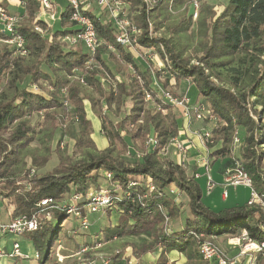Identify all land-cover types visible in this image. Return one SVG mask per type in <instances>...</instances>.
I'll return each mask as SVG.
<instances>
[{
	"label": "trees",
	"instance_id": "16d2710c",
	"mask_svg": "<svg viewBox=\"0 0 264 264\" xmlns=\"http://www.w3.org/2000/svg\"><path fill=\"white\" fill-rule=\"evenodd\" d=\"M125 1L134 24L140 29L138 43L144 48L155 49L161 58L166 57L161 70L153 69L150 62L116 44L117 29L101 9L98 15L87 11L99 39L94 69L87 68L89 55L81 44L66 46L61 41L65 34L75 30L65 28L66 24H72L68 19V5L59 15L64 29L53 31L52 27L50 39L33 29V22L44 26L43 21L36 20L40 10L38 0H27L19 12L24 20H20L16 32L25 40L26 54H19L14 45L0 47V131L6 130L8 134L5 137L0 134V201L10 204V216L32 213L36 203L44 197L56 201L58 208L52 210L50 217L36 231L27 233L38 249L45 244L50 221L59 217L51 245L58 229L70 216L62 206L69 205L75 192L82 196L75 205L81 206L90 187H101L99 176L108 182L105 188L115 199L112 206L99 212L109 226L98 236H136L139 239L133 249L138 256L160 248L158 264H168L167 254L171 251H177L185 258L183 264H210L200 254L198 235L232 237L246 230L252 239L264 241V213L258 204L246 202L214 210L202 200L198 178L194 177L196 171L189 173L174 159L160 160L159 151L178 134L184 121L180 109L163 103L157 88L151 85L153 74L160 79V86L167 89L184 81L190 82L195 97H190L188 91L183 92L192 104L207 106L216 121L209 130L213 142L206 145L210 166L220 163L223 173L226 167L238 163L249 176L252 189L264 198V0H226L219 14L210 7L207 15L198 19L192 17L194 0ZM181 3L190 4L189 14L184 13L169 25L167 35L158 32L167 11ZM0 7L7 10V0H0ZM194 24L199 37L198 49L193 55L185 54L177 48L174 36ZM107 44L113 45L114 50H107ZM105 51L119 68L128 70L123 77L113 74L103 56ZM98 68L102 74L97 73ZM101 75L103 81L106 78L110 83L101 81ZM78 76H82L84 83L79 82ZM43 84L52 88L48 96L42 92L48 90ZM80 84L93 86L101 96L97 104L92 101V105L98 107L96 117L107 140L104 148L96 150L90 137L93 128L80 95ZM60 89L65 94L64 100L72 102L74 118L80 126L81 135L74 138L75 145L95 151L77 159L68 156L60 160L58 157L53 172L34 175L33 169L34 173L30 175L31 169L25 168L29 145L37 138V133L44 137L46 130L47 140L50 139L56 127V115L49 110L63 103ZM145 91L152 93L153 101H145ZM171 92L178 94L175 90ZM127 101L131 102L128 113L115 121L111 116L112 106H116L115 115H119L124 112ZM102 105L106 108L104 111ZM39 112L43 121L36 131L32 117ZM126 125L130 126L127 130L123 129ZM150 132L157 136V147L145 150L131 164L127 163L121 157V149L127 147L130 153H135L136 141L144 145ZM235 135L239 137L236 153L232 148ZM47 160L45 153L32 156L31 163L42 167ZM104 171H109L111 177L106 178ZM132 181L136 185H131ZM147 181L153 184L154 190L140 198L147 191ZM170 185L176 187V193L169 192ZM126 191H130L132 197H126ZM180 193L187 198L186 215L181 214V204L176 201ZM112 213L116 216L115 223L111 222ZM75 227L74 223L69 230ZM69 230L66 231L68 234ZM77 236L70 233L71 242ZM73 252L71 256H74ZM48 255L49 252L41 264ZM260 260L264 264V257Z\"/></svg>",
	"mask_w": 264,
	"mask_h": 264
},
{
	"label": "built area",
	"instance_id": "2783aa9c",
	"mask_svg": "<svg viewBox=\"0 0 264 264\" xmlns=\"http://www.w3.org/2000/svg\"><path fill=\"white\" fill-rule=\"evenodd\" d=\"M27 0H18L19 5L24 8ZM40 10L36 15V20L43 21L42 24L33 22V29L41 36L51 37L52 25L51 22L55 18V4L56 0H38ZM66 4L69 6L70 14L69 21L74 24V32L65 34L61 41L66 46H72L81 44L88 53L87 68L94 69L97 67L95 60L96 51L99 45V39L96 35L93 22L87 15V11H91L92 5L99 6L101 10L106 12L108 18L111 19L116 27L115 42L121 47L131 50L133 52H141L143 59L152 64V68L161 70L165 64V58H161L157 51L153 48H144L138 41L137 36L140 33V29L134 24L130 11L128 10L125 0H66ZM196 2L194 3L192 17L196 18L197 8ZM86 11L83 13V11ZM19 16L15 13H11L0 7V33L3 35V42H7L16 47L17 51L21 55L26 54V48L24 47V38L22 35L16 32V26L19 25ZM107 50H114L113 45L107 44L105 47ZM138 52V53H139ZM130 69L132 67H129ZM77 79L80 83H84L82 76H78ZM104 78L101 79L103 81ZM151 85L157 88L158 97L163 103L170 104L180 109L182 113V119L184 121V128L179 129L178 134L170 139V142L164 146L159 152L167 151L169 147H172L175 152L177 151V163L185 166L188 162L186 155L193 147L189 139H182L181 134L184 129L191 130V126L195 121H214L215 117L209 108L203 104H192L186 92L180 94H174L171 90L163 88L160 85V79L153 74ZM36 88V87H34ZM145 101H153V95L150 91H145ZM67 100L63 103L67 104ZM198 138L200 144L203 146V151L198 154L192 155V160L195 168L202 167L204 172L202 173L206 179V194L216 186L211 175L210 159L208 157V150L206 145L212 143V134L209 130L198 129L193 131ZM239 137L237 135L233 138V143L237 144ZM158 145V139L154 132H150L145 141L144 146L146 151L153 150ZM176 158V157H175ZM189 159V160H190ZM187 160V161H186ZM186 168V167H185ZM187 169V168H186ZM34 173L31 169L30 175ZM106 178L111 177L109 171H104ZM200 173L195 172L194 177L199 178ZM131 185H136V182L132 181ZM221 185L224 187L222 191V197L227 196V190L225 187L242 185L250 189V197L247 200L249 204H258L264 213V198L260 197L258 193L252 189L251 180L246 172H244L238 163L232 166L226 167L222 173ZM27 186V185H26ZM25 186V187H26ZM29 187V186H28ZM147 191L140 195V198L147 197V193L154 190L153 184L147 181ZM170 193H176L177 189L174 185L169 187ZM126 197H132L130 191L125 192ZM81 194L75 192L71 198L69 205H63L62 208L66 210L67 214L73 215L76 218L77 224L69 234L78 235L80 232H86L91 227V221L88 217L89 213L102 212L106 207L112 206L114 202V196L106 188L95 189L90 187L86 194L83 196L84 200L81 206H76L77 200H80ZM1 199V195H0ZM72 201H75L73 204ZM58 205L52 197H44L36 203V210L30 214H21L18 216H10L8 221L0 220V238H4L7 234H27L36 231L40 228L44 220L48 219L53 209H57ZM10 210V209H9ZM264 228V225H263ZM200 254L202 258L208 261L210 264H236L239 258L243 255L253 256L254 253L264 257V241H256L252 239L246 230H242L238 235L229 237L230 242L238 247V253L231 257L227 252L215 241L214 237H205L203 235L197 236ZM102 237L93 240L92 243L82 242L74 250L75 264H95L99 260L102 264H110L114 255L118 254V251L109 254L101 251L103 245ZM58 246L61 248L60 241ZM29 255L23 253L20 245L17 241H13L11 249L4 251L0 246V258H27ZM58 262H63L64 256L57 254ZM34 258L38 259V254H34Z\"/></svg>",
	"mask_w": 264,
	"mask_h": 264
},
{
	"label": "rangeland",
	"instance_id": "374dc122",
	"mask_svg": "<svg viewBox=\"0 0 264 264\" xmlns=\"http://www.w3.org/2000/svg\"><path fill=\"white\" fill-rule=\"evenodd\" d=\"M194 1L196 2V5H197L196 8H197V13H198L195 19H198L199 17H205L210 7H212L216 15L219 14L223 8V4L226 3V0H194ZM66 5H67L66 0H57L56 6L54 9L55 18L53 19V31L64 29V27H62V25L60 24L59 15L61 14L62 11L65 10ZM190 9L191 8H190L189 3L186 6L182 3L173 5L171 9L167 11V15L164 16V18H162V22L160 24L161 28L158 29V32H160L161 34L167 35L168 26L171 25L172 23H175L184 13L186 15L189 14ZM7 10L11 13H15L17 16H19V18H21V14L19 12L22 11V7L19 5L18 0H7ZM90 10L94 14L98 15L100 11V7L96 5H92ZM106 17L108 18V15ZM20 20L22 22L24 18L22 17L21 19H19V22ZM101 20L103 21V18H101ZM75 27L76 26L74 24L65 25V28H68V29H73ZM196 29H197V25L194 24L189 30L184 31L174 36V42L176 43L177 48L182 49L185 54L193 55L198 49L197 42H198L199 37L197 35ZM2 46H6L10 48L12 47V44H9L7 42H3L2 40H0V47ZM64 48L66 49L67 47L64 46ZM83 51H86L84 47H83ZM138 52L136 53L134 52V56L135 57L137 56L139 59L141 58L142 60H144L142 55L140 54L141 52L139 53ZM103 56L105 57V60L107 61V64L110 67L113 74H118L121 77H123L127 73L128 70L119 68L117 62L113 61L109 57L106 51L103 52ZM43 67L45 68V66ZM96 71L97 73H100V74L103 73L102 70H100V68H98ZM1 78H4V77H1ZM100 79H102V75ZM103 82L106 83V82H109V80H106L105 78V81ZM43 85L48 90H46L47 92L46 91L45 92L42 91V92L43 94H46L48 96V93H50V90L52 88L47 87V85L45 84ZM105 85H108V84H105ZM38 86L40 85L38 84ZM80 86H81L80 95L83 96V100H84L83 104L87 111V117L90 120L92 128H93L92 129L93 135L91 134L90 137H92L95 143L96 150L104 148L107 145V140L100 131V123L96 117V110L98 109L96 104H97V101H99V99L101 98V96L99 92L93 86L89 84H86V85L80 84ZM104 87L107 88L108 86H104ZM168 88L171 91L177 90L176 92L178 94H180L183 91H188L190 97H195V89L192 86V84L188 81L181 82L180 84H177L175 86L171 85ZM59 94L61 97V101H63L65 94L64 93L62 94L61 89L59 91ZM92 101L96 103L95 106L92 105ZM130 105H131V102L127 101L123 109L124 112L119 113V115L116 114L117 117L115 115L116 106L115 105L112 106L111 116L113 117V119L115 121H118L120 116L128 113V108L130 107ZM105 109H106L105 106L102 105V111H104ZM41 112L34 114L32 117V123L35 124L36 131H38L43 121V118H42L43 116L42 114H40ZM49 112H51L54 116L56 115V118L54 121V124L56 125V127L53 130L50 139L47 140V137H46V131L48 130L44 132L45 133L44 137H43V134L37 133V138L33 142L30 143L28 152H27L29 154H27L25 157V162H26L25 168H29V170L34 169L35 170L34 175L35 174L41 175V174H46L48 172H53L56 168V165L59 162L58 160L59 158L60 160H64L66 159V157L69 156V157H72V159H77L80 157H87L88 152L95 151V149L93 150L92 148H84L80 146L78 147L75 145L74 138L76 136L77 137L80 136L81 134H80L79 123L74 118V106L70 100L67 102V104L62 103L58 108L56 109L52 108L51 110H49ZM215 122L216 121L206 120L205 123H202L200 125L198 123L196 126L193 125L191 130L202 129L203 131L204 130L211 131V128L212 126L215 125ZM182 127L183 126H181V128ZM129 128L130 126L126 125L123 129L127 130ZM124 131H122V134L124 133ZM191 132L192 131H190V133ZM0 134H3L2 136L4 137L8 135L6 130L0 131ZM186 137H188L189 140L192 139L191 136L187 135ZM136 145H137V151L133 154L130 153L129 148L127 147L126 149L125 148L121 149V157L129 164H131L132 161L136 159L137 155H142V153L146 150V147L143 145V143H141V141L139 140L136 141ZM200 145H201L200 147L199 146L196 147V150H195L196 152L194 153L198 154V152L203 151V146L202 144ZM47 147H48V150H47ZM56 148L57 150H55ZM232 148H233V152L236 153L238 150L237 144L233 143ZM45 153L48 154V160L45 162L46 163L45 165H43L42 167H38L31 163L32 156H34L35 158L36 156H40ZM176 154H177V151L175 152V150L172 147H169L167 151L159 152L158 157L160 158L161 161L162 160H173V159L177 161L178 159H177ZM191 157H192L191 153H188L186 155V159L188 160V162H186L184 166L186 168L189 167V169L187 170L189 171V173L191 171L193 172L195 171V166L193 165L192 160L190 159ZM211 172H212L214 181L217 182L218 184L214 187L212 191H210L209 193L210 195L206 194V179H205V176L202 175L201 170H200L201 176L197 179V182L202 192V200L204 201L205 204H207L212 209L216 210L219 208L229 207L233 205H243L247 202V200L250 197V189L242 185L225 187V189L227 190L228 197L225 202H220L219 195L224 190V187L220 184L221 181L218 182L219 181L218 179L215 180L216 178V176L214 175L215 173L213 171ZM98 178H99V183L101 187L105 188L108 186V182L103 181L102 177L99 176ZM176 201H178L181 204V209H182L181 214L186 215L188 213L187 198L183 194L180 193ZM72 203L74 204L75 201H72ZM6 211H7L6 206H4V204L0 201V220L5 219ZM99 215L100 213H89L88 214V217L91 223L94 221L98 222L96 226L92 223V225L94 226L91 225L88 231L98 228V225L100 223L107 222V220L104 218L99 221ZM110 218H112L111 222L115 223V220H116L115 213H112ZM58 223H59V217H54L52 221H50V224L47 227V232L45 236V244H43L40 249L35 247V245L33 244L28 234H7L5 238L9 241V245H8L9 248H11L13 241H17L18 244L20 245L22 252L30 255L27 258H7L8 264H41V261L45 258V254L48 252H49L48 258L46 259L44 264L59 263L57 254H61L65 257L64 259L65 264H75L76 262L75 256H71L70 253L74 251L77 246L75 242L73 241L71 242V238L69 237V234L66 231L67 229L69 230L71 228L72 224L74 223L77 224L76 218L73 215L66 217L63 225H61V227L58 229V233L54 239V242L50 245L52 241L53 233L56 231L58 227ZM77 237H78L77 238L78 241L81 243L82 241L81 238L79 236ZM133 237H135L137 240L139 239L136 236H133ZM58 241H60V244L62 246L61 248L58 246ZM133 250H134L133 254L135 255L136 250L135 249ZM36 253L40 255V260L34 258V254ZM258 258L260 259V255H258L257 253H254L253 256H249L247 260H246L245 255H243L240 258V261H241L240 264H243V263L244 264H259Z\"/></svg>",
	"mask_w": 264,
	"mask_h": 264
},
{
	"label": "crops",
	"instance_id": "0c3cea01",
	"mask_svg": "<svg viewBox=\"0 0 264 264\" xmlns=\"http://www.w3.org/2000/svg\"><path fill=\"white\" fill-rule=\"evenodd\" d=\"M56 2H57V0H56ZM55 6H56V4H55ZM51 25L53 27V21L51 22ZM176 89H178V88H176ZM175 91H177V90H175ZM197 123L200 125V123L198 121H195L192 124L191 128L193 127V125L196 126ZM182 128H184V124H183ZM182 128L180 127V129H182ZM190 131H192V132L190 133ZM190 131H188V129L185 128L183 133L181 134V138L182 139H186V138L188 139V137H186L187 135L192 137V139L190 141H191L193 147L191 148L189 153H191L192 155H195L196 153H194V152H196L195 151L196 147L197 146L200 147L201 145H200L198 138L196 137V135L193 132L195 130H190ZM215 164H216V166H215ZM213 166H215V167H213ZM188 169H189V167L187 168V170ZM200 170L202 171V173L204 172V169L202 167L195 168V171L197 173H200ZM211 171H213L215 173L214 174L216 176L215 180L218 179L219 180L218 182H220V181L222 182V169L220 168V163H218V162L214 163L211 166ZM211 175H212V172H211ZM212 178H213V175H212ZM213 180H214V178H213ZM217 184L218 183L216 182V185ZM208 195H210V194H208ZM227 197H228V194L226 197H222V192H221L219 195L220 202H225ZM1 202L4 204V206H6V210H7L5 213L7 217L5 216V219H2V221H8L10 218V216H9L10 204H8L5 201H1ZM233 206H235V205H233ZM229 207H231V206H229ZM219 209H221V208H219ZM216 210H218V209H216ZM102 219H103V216H101V217L99 216V221ZM97 223H98L97 221H94L93 224L96 226ZM94 225H92V226H94ZM108 226H109L108 221L105 223H100L98 225V228H96L94 230H90L88 232L86 231L82 235H79V237L82 240L81 243L82 242H92L95 239L97 240V238H99L98 235H103L104 230ZM132 237L133 236H122V237H115V238L103 237L104 239L103 238L102 239L104 242H103V245L101 247V251L104 253H109V254H112V253L118 251V254H115L116 257L113 259L111 264H158L160 248H157L155 251L148 252V253H145L143 255H139V256L137 254L134 255L133 254V251H134L133 250V248H134L133 244H136V246H137L136 242H138V240L135 237H133V238ZM214 239L227 252V254L229 256L234 257L238 253V247H236L235 245H233L230 242L228 236H216V237H214ZM74 242H75L76 246L78 243H80L78 241V239H75ZM8 245H9V241L5 237L0 238V246L3 248L4 251H9L11 249V248H9ZM167 257L169 259L168 264H183L185 262V258L180 253H178L177 251H171L170 253L167 254ZM245 257L247 260V258L249 256L245 255ZM240 258L236 264H240V262H241ZM258 260L260 263L261 260L259 258H258ZM0 264H8L7 257H1L0 258ZM95 264H101V262L99 260H97L95 262Z\"/></svg>",
	"mask_w": 264,
	"mask_h": 264
}]
</instances>
